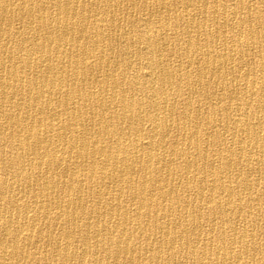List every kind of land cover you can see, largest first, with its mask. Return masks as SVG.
I'll use <instances>...</instances> for the list:
<instances>
[{
    "label": "bare ground",
    "instance_id": "bare-ground-1",
    "mask_svg": "<svg viewBox=\"0 0 264 264\" xmlns=\"http://www.w3.org/2000/svg\"><path fill=\"white\" fill-rule=\"evenodd\" d=\"M0 264H264V0H0Z\"/></svg>",
    "mask_w": 264,
    "mask_h": 264
},
{
    "label": "rangeland",
    "instance_id": "rangeland-1",
    "mask_svg": "<svg viewBox=\"0 0 264 264\" xmlns=\"http://www.w3.org/2000/svg\"><path fill=\"white\" fill-rule=\"evenodd\" d=\"M261 240L259 238L256 239V242H260Z\"/></svg>",
    "mask_w": 264,
    "mask_h": 264
}]
</instances>
